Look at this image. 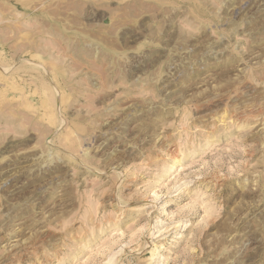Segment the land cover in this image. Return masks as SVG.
<instances>
[{
    "label": "rangeland",
    "instance_id": "1",
    "mask_svg": "<svg viewBox=\"0 0 264 264\" xmlns=\"http://www.w3.org/2000/svg\"><path fill=\"white\" fill-rule=\"evenodd\" d=\"M0 264H264V0H0Z\"/></svg>",
    "mask_w": 264,
    "mask_h": 264
}]
</instances>
